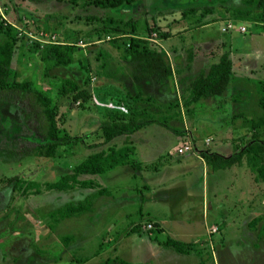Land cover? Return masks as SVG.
<instances>
[{
  "label": "rangeland",
  "instance_id": "rangeland-1",
  "mask_svg": "<svg viewBox=\"0 0 264 264\" xmlns=\"http://www.w3.org/2000/svg\"><path fill=\"white\" fill-rule=\"evenodd\" d=\"M258 1L137 0L107 8L83 0L75 5L69 0H0V24L16 26L21 36L14 40L13 33L0 30V42L14 43L11 78L30 80L52 96L45 103L33 89L15 88L0 101V264H264V181L252 179L246 160L211 171L201 157L206 150L229 155L252 142L264 143V125L253 126L264 113L259 103L264 21L255 16ZM130 17L138 18L139 34L166 52L170 77L134 79L120 39L129 34L115 35L116 43L98 35L106 18L129 29ZM230 20L246 29L224 30ZM37 41L74 44L72 61L45 70L33 53ZM225 51L232 60L225 90L186 108L188 82ZM65 78L76 88L58 96L62 82L71 86ZM136 92L144 96L136 104L146 113L135 118H153L130 134L141 166L118 165L98 174L107 192L96 197L92 209L50 228L48 211L95 190L25 196L14 178L54 180L106 146L95 103L125 110L100 96ZM48 104L54 105L58 132L76 140L60 145L53 157L11 154L46 136ZM124 137L109 143L121 144ZM188 143L191 149L183 151ZM64 235L70 236L67 243Z\"/></svg>",
  "mask_w": 264,
  "mask_h": 264
},
{
  "label": "trees",
  "instance_id": "trees-1",
  "mask_svg": "<svg viewBox=\"0 0 264 264\" xmlns=\"http://www.w3.org/2000/svg\"><path fill=\"white\" fill-rule=\"evenodd\" d=\"M80 0H69L72 5H75ZM137 0H83V2H91L102 7H116L122 4H131ZM255 16L264 21V0H259L256 5ZM245 13H250V10H243ZM111 18H106L105 22L100 25L98 35H109L110 41L117 34H129L127 37H122L121 43L125 50L126 56L132 61V76L134 79H143L152 75H157L158 80H165L172 75V66L166 52L149 40L146 36L139 34L136 31L137 17H130L127 21L131 28L125 29L114 23ZM114 23V24H113ZM18 28L5 22L0 24V30L10 34L13 33V39L20 38ZM160 36L167 37L168 32H160ZM62 41L51 43H34V55L43 63L44 69L48 70L51 66L66 65L73 59L76 46L70 42L61 44ZM14 52L13 40L6 39L0 42V101H5L6 92L12 91L15 88L32 91L36 95L38 101L45 98V103L52 102V96L47 92L43 93L40 88H34L30 80H14L12 79L13 70L10 67ZM191 60L193 57L190 55ZM232 69V60L229 52L221 53L217 60L208 64V69L193 77L186 85L187 94L183 95V103L187 108L189 104L202 97L220 95L225 90L230 81V73ZM66 80V78H65ZM71 85L70 88L64 82L59 86L58 96H61L68 90L76 88V82H72L67 78ZM97 94H93L96 96ZM42 97V98H41ZM149 99L151 96H147ZM99 99V98H98ZM144 96L140 92L135 94L113 93L100 96L99 100L103 102L110 101L114 105H124L125 110L117 106H108L105 104L95 103L101 113L100 129L102 135V143H108L99 149L92 150L82 159L74 163L70 170L63 172L54 180H37L29 178H14L13 185L23 195L39 194L50 190L69 191L77 188L94 189L95 191L87 194L82 199L77 201H67L60 206L48 211V225L53 228L61 219L71 216H78L83 212L90 211L94 201L98 195L107 192L104 184H101L97 179V175L108 171L118 165H129L133 168H139L141 162L135 157V145L130 137V134L138 128L145 125L147 122L153 121L149 118L148 121H139L135 118L137 113L145 114V108H139L137 102L143 100ZM145 99H147L145 97ZM178 103V102H177ZM260 105L264 108V95L259 98ZM53 104L45 105L44 116L47 122L46 136L38 139L34 146H22L20 151L10 150V153L15 152L28 154H41L45 156H56L60 145L68 144L76 140L68 133L60 134L59 124L54 115ZM152 116V114H151ZM264 125V113L259 118L253 121V126L258 127ZM125 134L121 144L109 143L114 137ZM201 157L211 171L217 169L229 168L233 165L242 164L246 160L248 172L251 173L253 180L264 181V143L252 142L245 149H240L229 155L219 153L217 151L206 150L201 153ZM159 223V222H157ZM160 229V227H159ZM70 236L64 235L61 239L67 243ZM171 239V238H168ZM173 242V239L170 240Z\"/></svg>",
  "mask_w": 264,
  "mask_h": 264
},
{
  "label": "built area",
  "instance_id": "built-area-1",
  "mask_svg": "<svg viewBox=\"0 0 264 264\" xmlns=\"http://www.w3.org/2000/svg\"><path fill=\"white\" fill-rule=\"evenodd\" d=\"M236 28L237 30L239 31H244L246 29V26L242 23H235L233 22L232 20L228 21L224 26H223V29L224 30H229V29H232V28ZM108 105V104H107ZM191 145L190 143L186 144L183 146V151H188V149H191ZM148 226H151V224L149 223Z\"/></svg>",
  "mask_w": 264,
  "mask_h": 264
},
{
  "label": "crops",
  "instance_id": "crops-1",
  "mask_svg": "<svg viewBox=\"0 0 264 264\" xmlns=\"http://www.w3.org/2000/svg\"><path fill=\"white\" fill-rule=\"evenodd\" d=\"M167 51V50H166ZM202 159V158H201Z\"/></svg>",
  "mask_w": 264,
  "mask_h": 264
}]
</instances>
